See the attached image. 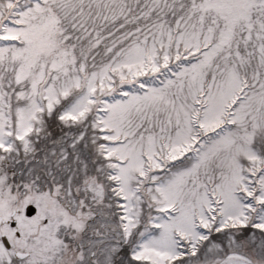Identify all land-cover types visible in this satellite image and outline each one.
I'll list each match as a JSON object with an SVG mask.
<instances>
[{
	"label": "snow or ice",
	"instance_id": "1",
	"mask_svg": "<svg viewBox=\"0 0 264 264\" xmlns=\"http://www.w3.org/2000/svg\"><path fill=\"white\" fill-rule=\"evenodd\" d=\"M0 264H264V0H0Z\"/></svg>",
	"mask_w": 264,
	"mask_h": 264
}]
</instances>
